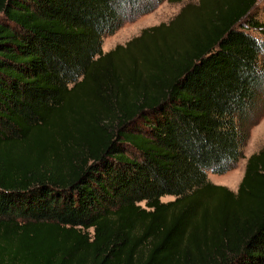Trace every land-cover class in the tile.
<instances>
[{"label":"trees","instance_id":"1","mask_svg":"<svg viewBox=\"0 0 264 264\" xmlns=\"http://www.w3.org/2000/svg\"><path fill=\"white\" fill-rule=\"evenodd\" d=\"M161 1L0 0V264H264V144L206 176L264 111V19L185 0L101 51Z\"/></svg>","mask_w":264,"mask_h":264},{"label":"rangeland","instance_id":"2","mask_svg":"<svg viewBox=\"0 0 264 264\" xmlns=\"http://www.w3.org/2000/svg\"><path fill=\"white\" fill-rule=\"evenodd\" d=\"M185 0L178 2L163 0L158 3L153 9L141 13L130 18H126L122 23L111 33L104 34L101 39L100 48L104 52L112 48L116 44H123L129 38L137 35L141 28L149 25H154L159 22L168 21L180 8ZM193 1V0H191ZM262 3L264 0H256L253 7V14L259 19L263 20ZM255 33L263 35L264 33ZM264 144V111L257 118V120L249 127L248 135L242 146V155L233 163V165L221 173L212 172L207 170V179L213 183L222 184L226 187L235 190L241 178L244 161L248 154L256 151L261 145ZM174 198L172 194H163L159 197L161 201H167ZM141 205L143 201L139 202Z\"/></svg>","mask_w":264,"mask_h":264}]
</instances>
